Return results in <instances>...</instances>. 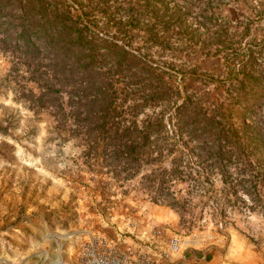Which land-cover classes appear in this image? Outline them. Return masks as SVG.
Masks as SVG:
<instances>
[{
	"label": "trees",
	"instance_id": "1",
	"mask_svg": "<svg viewBox=\"0 0 264 264\" xmlns=\"http://www.w3.org/2000/svg\"><path fill=\"white\" fill-rule=\"evenodd\" d=\"M208 1L0 0V43L16 76L39 91L26 99L54 109L64 139L85 146L90 170L105 178L101 187L199 148L222 163L204 171L223 177L225 209L264 213V46H234L237 33L217 22ZM198 45L225 53L231 78L218 98L165 80L170 64L198 57ZM167 182L150 189L170 194ZM207 191L217 192L215 182Z\"/></svg>",
	"mask_w": 264,
	"mask_h": 264
},
{
	"label": "rangeland",
	"instance_id": "2",
	"mask_svg": "<svg viewBox=\"0 0 264 264\" xmlns=\"http://www.w3.org/2000/svg\"><path fill=\"white\" fill-rule=\"evenodd\" d=\"M207 4L218 23L227 22L237 33L234 46L242 44L245 52L256 41L264 46V0ZM4 22L11 21L5 17ZM196 49L194 60L170 64L175 71L165 80L180 92L186 86L190 93L211 92L218 98L231 78L225 53L199 45ZM12 59L0 43V264H80L91 240L142 250L159 261L167 245L177 240L188 255L226 253L221 256L232 263L264 264L263 209H225L223 177L204 171L222 163L196 148L181 158L147 163L142 173L125 180L107 179L113 185L101 187L98 183L105 178L90 170L94 165L85 146L64 139L67 133L57 126L54 109L33 107L26 99L39 91L16 76ZM151 64L170 71L158 60ZM177 168L185 173L173 174ZM154 180L168 181L172 192L150 189ZM211 182L217 186L213 194L207 191ZM239 196L248 198L246 193Z\"/></svg>",
	"mask_w": 264,
	"mask_h": 264
},
{
	"label": "built area",
	"instance_id": "3",
	"mask_svg": "<svg viewBox=\"0 0 264 264\" xmlns=\"http://www.w3.org/2000/svg\"><path fill=\"white\" fill-rule=\"evenodd\" d=\"M160 255L161 261L142 250L123 249L120 246L105 244L102 240H91L84 245L80 264H168L166 260L177 264V260H172L173 257L181 255V260L187 259L185 252L180 251L177 240L170 242ZM193 258L196 264H210L207 253L194 254Z\"/></svg>",
	"mask_w": 264,
	"mask_h": 264
},
{
	"label": "crops",
	"instance_id": "4",
	"mask_svg": "<svg viewBox=\"0 0 264 264\" xmlns=\"http://www.w3.org/2000/svg\"><path fill=\"white\" fill-rule=\"evenodd\" d=\"M194 254H196V253H192V254H190V255H188L186 252H185V255H186V257H187V259L186 260H181L180 259V256L181 255H179V256H176V257H173V259L172 260H177V264H196V261H195V259L193 258V256H194ZM226 254V253H225ZM225 254H215L213 257H211V258H209V262H210V264H236L235 262L234 263H232V262H230V261H227L226 259H225ZM221 255H224V256H221ZM162 261H164V260H162ZM167 263L168 264H172V262H170L169 260H167Z\"/></svg>",
	"mask_w": 264,
	"mask_h": 264
}]
</instances>
